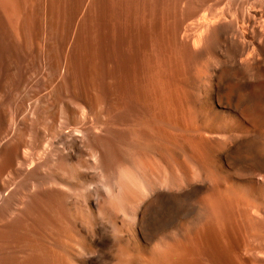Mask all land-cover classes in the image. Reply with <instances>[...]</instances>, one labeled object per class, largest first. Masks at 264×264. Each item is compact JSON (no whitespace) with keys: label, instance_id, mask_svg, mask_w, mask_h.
<instances>
[{"label":"bare ground","instance_id":"obj_1","mask_svg":"<svg viewBox=\"0 0 264 264\" xmlns=\"http://www.w3.org/2000/svg\"><path fill=\"white\" fill-rule=\"evenodd\" d=\"M40 3L71 96L0 152V264H264V0Z\"/></svg>","mask_w":264,"mask_h":264},{"label":"rangeland","instance_id":"obj_2","mask_svg":"<svg viewBox=\"0 0 264 264\" xmlns=\"http://www.w3.org/2000/svg\"><path fill=\"white\" fill-rule=\"evenodd\" d=\"M38 1L40 3L42 0H28L26 6L24 5V7L16 9L18 13H16L14 22L18 32L14 38L11 39L12 36L10 33L8 34V31L6 32L7 35L3 37L0 35V152L4 147L8 146L9 143L18 142V140L22 139L28 140L30 134L29 124L30 121H35L34 118H36V115L34 116L33 113H36L38 111L37 109H41L39 112L42 118L39 121H49V117L46 115L48 110L52 111L56 106L53 110L54 113L62 111L60 108H62L61 105L63 104L57 103V97L64 101L68 99V95L71 96L70 93L63 90H60L61 94L59 91L55 92L51 90L49 85L54 75L52 60L50 55H48L50 38L47 34V24L41 19V14L38 11L42 3H40V5ZM86 3L82 8L84 17L91 16L90 8ZM36 4L39 6L36 7ZM68 5L69 0H58L59 12L67 8ZM34 8L39 13V15H37L38 17H35L37 11H33ZM20 13H22V15ZM30 13L34 15L33 18ZM29 15L32 21H35L33 23L32 35L26 39L23 34L22 23L24 18ZM17 19L20 20L18 21ZM91 91L92 89L90 88L86 91L87 95L83 96V94H79L78 97L81 98L80 100L82 102L84 98H86L88 104L92 105L93 96L88 94ZM62 96L66 97L63 98ZM62 116H67L66 118L61 117L65 121H74L73 117L75 121L79 119L78 113L75 115L68 114ZM67 118L68 120H66ZM36 120L38 121V118H36ZM6 167L7 166H5L4 169H7ZM16 167L17 166H15V172L20 170Z\"/></svg>","mask_w":264,"mask_h":264}]
</instances>
